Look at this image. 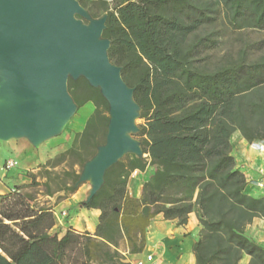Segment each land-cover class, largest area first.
<instances>
[{
  "label": "trees",
  "instance_id": "obj_1",
  "mask_svg": "<svg viewBox=\"0 0 264 264\" xmlns=\"http://www.w3.org/2000/svg\"><path fill=\"white\" fill-rule=\"evenodd\" d=\"M78 2L94 17L107 14L103 37L111 62L134 88L142 123L133 137L144 157L126 155L105 172L91 200L80 203L100 211L94 237L53 232L52 205L41 199L73 194L79 179L74 173L70 184L53 189L54 162L41 166L44 182L30 173L29 183L0 195V264L109 262L120 258L110 247L124 239L131 253L140 252L155 216L182 226L191 213L200 227L196 264H239L244 255L248 264H264V248L245 235L254 219H264V197L248 194L231 145L235 133L249 144L264 142V0ZM226 26L235 34L231 42L222 33ZM67 88L77 109L91 103L94 110L57 161L72 157L82 167L104 143L108 105L84 78L69 79ZM147 160L158 166L135 199L127 180Z\"/></svg>",
  "mask_w": 264,
  "mask_h": 264
},
{
  "label": "water",
  "instance_id": "obj_2",
  "mask_svg": "<svg viewBox=\"0 0 264 264\" xmlns=\"http://www.w3.org/2000/svg\"><path fill=\"white\" fill-rule=\"evenodd\" d=\"M107 14L93 18L78 0H0V142L33 148L59 136L77 111L68 80L84 78L108 105L104 143L85 162L87 203L105 172L126 155L143 158L136 121L140 106L121 67L108 56Z\"/></svg>",
  "mask_w": 264,
  "mask_h": 264
},
{
  "label": "crops",
  "instance_id": "obj_3",
  "mask_svg": "<svg viewBox=\"0 0 264 264\" xmlns=\"http://www.w3.org/2000/svg\"><path fill=\"white\" fill-rule=\"evenodd\" d=\"M81 110V118L79 119H82L84 114H86V117L82 124H79L77 121L78 132H81L84 128L85 122L93 112L94 107L91 103H87ZM48 141L38 147L39 149L43 145L42 150L35 154V158L30 162L32 167L42 163L43 154H45L46 158L51 157L50 151H46V147L49 145L61 144L62 140L59 138L52 144H49L50 142ZM231 145L236 167L244 174L248 182V194L255 198L264 197V189L255 186V182L262 177L261 172H264V151L259 152L253 149L239 133L233 135ZM6 149L0 148V151L7 152ZM56 150L57 148L51 153H55ZM30 152H28V154ZM6 161H8V158L3 159L1 162L2 165L0 166V169L5 173V175L0 178V195L13 189V186L6 183L3 179L4 177L7 179L9 174L4 169ZM157 166V161L147 160V166L144 170H135V175L130 174L126 189L131 197L135 199L140 198L144 183L153 174ZM19 178L23 179L21 175H19ZM23 180L26 182L27 179ZM23 180L20 182H23ZM24 182L23 184H26L30 181ZM20 184L22 185V183ZM88 190L89 188L83 190V187H80L73 194L67 195L58 201L55 196L41 199L42 201H49L52 205L55 220L53 232L58 233V238H61L69 229L79 234L87 232L91 234V236L95 233L99 223L100 211L97 209H85L80 207V203L84 202L86 199ZM199 231L200 227L195 213L189 214L187 223L182 226L178 225L177 220H164L162 215L159 214L154 217L147 227L145 244L140 252L131 253L124 239L119 242L120 245L118 248H114L113 246L110 247L111 255L116 251L120 258H114L109 262L91 261L89 264H127L130 261L138 259L143 260L145 264H150L146 262L147 256L153 257L154 264H196L193 254V245L198 240ZM245 235L264 248V219H254L252 223L246 227ZM249 260L250 258L244 255L239 264H248Z\"/></svg>",
  "mask_w": 264,
  "mask_h": 264
},
{
  "label": "rangeland",
  "instance_id": "obj_4",
  "mask_svg": "<svg viewBox=\"0 0 264 264\" xmlns=\"http://www.w3.org/2000/svg\"><path fill=\"white\" fill-rule=\"evenodd\" d=\"M108 8H109V10H111V8H112L111 3L109 4ZM104 14H105V12L103 10H100V11H98V13L96 14L95 17L92 16V14H90V15L93 18H99ZM221 27L223 29L225 28L223 25ZM222 33L225 36L228 35L225 37L226 42H228V41L231 42L235 37V34L230 32V30L228 29L227 26H226V31L223 30ZM226 45H227V43L220 45L219 51H218L219 55H221L223 53V50H224ZM81 113H82V110L77 109L76 113L70 119V121L67 123V125L65 126L62 133L59 136L52 138L48 141V142H50L49 144H52L53 142H55L59 138H61V140H62L61 144L49 145L48 147H46V151L47 150L50 151L51 157L46 158L45 154H43L44 157L42 156V163H39L38 165H36L34 167H32L30 162H32V160L35 158V156H36L35 154H37L39 151L42 150L43 145L39 149L33 148L25 139H16V140H10L8 142H0V148H3V149L7 148L6 149L7 152L0 151V163L5 158H8V160H13V161L17 162V166L15 168H13L11 170H5L9 173L8 178H7L8 180L6 179V177L3 178L6 181V183H9V185L11 184L13 186V188H15L17 185H21L20 183L23 184V182L25 181L23 179H27L26 182L27 181L29 182L30 181V177H29L30 173L36 174L37 175V181L42 183V182H44L46 175H44L45 173H43L44 171H43V169H41V166L45 165L47 162H54L53 163L54 167L48 169L49 173H50V177L53 179V181L51 182L52 188L57 189V187L59 185H61L62 183L70 184L71 179H72V175L74 173L80 174L82 167H80L78 161L75 158L67 157L61 162H58L57 158H59L62 153H64L67 149L70 148L74 134L76 132H78V130H79L78 125H77V121L79 124H82L85 117H86V114H84L82 116V119H79V118H81ZM140 123H142V121L138 119L136 121V124L138 125ZM134 138L138 140V138L136 136ZM56 148H57V150L55 151V153L52 154L51 152ZM8 151H9V153H8ZM30 151H32V152H30ZM28 152H30V153L28 154ZM10 153H14V154H10ZM123 159H124V157L121 160H123ZM1 165H2V163L0 164V166ZM67 173L71 174V175L68 176ZM4 175H5V173H3V171L0 169V178H2V176H4ZM19 175H21L23 177V179H20ZM21 180H23V182H20ZM26 182H24V183H26ZM80 187H83V190L86 188H89V183L84 182V183L78 184L77 190ZM54 196L55 197L63 196V192H58Z\"/></svg>",
  "mask_w": 264,
  "mask_h": 264
},
{
  "label": "built area",
  "instance_id": "obj_5",
  "mask_svg": "<svg viewBox=\"0 0 264 264\" xmlns=\"http://www.w3.org/2000/svg\"><path fill=\"white\" fill-rule=\"evenodd\" d=\"M251 147L259 152L264 151V142H255L250 144ZM17 166V162L13 161V160H8L6 161L5 165H4V169L5 170H11L13 168H15ZM136 171H133L131 173V175H135ZM262 177L255 182V186L260 188V189H264V172H261ZM146 262H149L150 264H154L153 262V257L152 256H147L146 257ZM127 264H145V262L143 260H134V261H130Z\"/></svg>",
  "mask_w": 264,
  "mask_h": 264
}]
</instances>
